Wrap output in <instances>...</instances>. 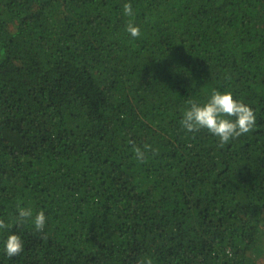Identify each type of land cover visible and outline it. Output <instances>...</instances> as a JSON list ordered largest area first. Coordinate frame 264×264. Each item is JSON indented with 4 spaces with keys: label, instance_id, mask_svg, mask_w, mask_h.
<instances>
[{
    "label": "trees",
    "instance_id": "16d2710c",
    "mask_svg": "<svg viewBox=\"0 0 264 264\" xmlns=\"http://www.w3.org/2000/svg\"><path fill=\"white\" fill-rule=\"evenodd\" d=\"M125 2L0 0V264H264V0ZM213 88L253 131L181 127Z\"/></svg>",
    "mask_w": 264,
    "mask_h": 264
},
{
    "label": "clouds",
    "instance_id": "9594fccd",
    "mask_svg": "<svg viewBox=\"0 0 264 264\" xmlns=\"http://www.w3.org/2000/svg\"><path fill=\"white\" fill-rule=\"evenodd\" d=\"M123 14L130 18L125 25V31L133 38L139 37L140 26L131 19L135 13L129 0L123 4ZM179 123L187 133L206 129L221 143H228L255 129L257 113L249 104L234 98L231 91L213 88L205 100L187 102ZM135 151L138 159L143 157L140 148H136ZM25 221H30L35 230L41 231L48 221V216L43 209L35 210L31 205L18 202L14 222L24 223ZM11 226L5 219L0 218V249L8 257L16 256L24 248L21 235L11 231ZM141 264H152V261L150 258H144Z\"/></svg>",
    "mask_w": 264,
    "mask_h": 264
}]
</instances>
